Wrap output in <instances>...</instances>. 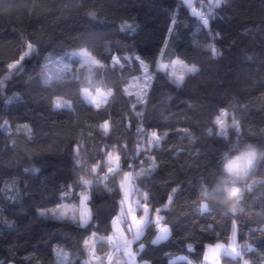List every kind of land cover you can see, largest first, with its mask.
I'll use <instances>...</instances> for the list:
<instances>
[{
    "label": "trees",
    "instance_id": "16d2710c",
    "mask_svg": "<svg viewBox=\"0 0 264 264\" xmlns=\"http://www.w3.org/2000/svg\"><path fill=\"white\" fill-rule=\"evenodd\" d=\"M191 3L0 0V264H86L89 236L113 232L119 181L129 170L142 172L137 186L170 233L153 243L151 219L134 243L137 262L203 264L207 246L228 243L236 225L241 257L222 256L221 264H264V182L255 183L264 178V162L251 172L235 212L210 198L223 151L236 142L264 150V0ZM29 45L31 54L5 79ZM78 49L100 64L92 75L75 67L44 82L48 54ZM136 56L153 73L141 104L125 93L141 74ZM160 57L198 69L177 85L156 69ZM83 89L110 94L95 107ZM223 109L240 128L227 136L215 125ZM152 131L161 144L150 149ZM113 152L121 167L106 177ZM86 191L87 225L40 214L77 204ZM58 246L68 261H57ZM96 249L105 255L110 248L99 241ZM177 255L187 259L171 263Z\"/></svg>",
    "mask_w": 264,
    "mask_h": 264
},
{
    "label": "rangeland",
    "instance_id": "374dc122",
    "mask_svg": "<svg viewBox=\"0 0 264 264\" xmlns=\"http://www.w3.org/2000/svg\"><path fill=\"white\" fill-rule=\"evenodd\" d=\"M184 1L187 3L188 7L192 6L191 0ZM198 9L202 10L203 8L199 6ZM191 10H193L194 13H197L194 8ZM32 48V46L29 47L21 55L18 61L9 65V72L5 79L10 78L16 67L19 66L21 62L31 54L33 50ZM161 57L156 63V69L166 71L170 79L177 85L182 83L186 75L194 73L188 71L187 69L192 67L198 69L197 66L189 65L178 58L172 62H165ZM135 58L140 63L141 74L134 77L125 86V93L128 96H134L136 98L137 104H141L145 103L146 95L153 80V73L149 64L142 61L138 56ZM75 62H77V66ZM12 65H15V67ZM99 65L100 64L85 49L71 50L58 54H48L42 67V78L44 82H48L50 80L59 78L65 72H73V68L77 67L78 73L85 75V78L87 79V74L90 73L92 75L94 70L99 67ZM108 92L98 90L97 92L92 93L87 89H83L84 98L89 104H92L95 107H99L106 103L110 94V91ZM215 125L217 127V133L222 136H227L229 128L237 130L240 129L236 121H230L228 119V112L226 109L220 111V114L215 119ZM104 128L107 129L105 126ZM153 132L156 133L155 137L152 136ZM148 139L147 145L150 149L154 146L159 147L161 144V138L157 131L150 132L148 134ZM145 147V143L139 144V153L140 149ZM106 162L109 164L106 177L113 175L112 172L120 170V157L116 152L109 154L106 158ZM110 168L112 171H109ZM125 174H128L127 179H125ZM141 175V171L134 170H129L122 174L119 181L121 190L120 210L113 221V232L108 237H100L95 233L89 236V238L85 241V250L87 253V258L85 261L86 264H149V262H137L136 253L134 252V243L142 237L144 229L151 219L156 224L157 228V235L155 236L153 243L158 244L168 238L170 234L169 228L163 224L160 209L154 212L152 210V206L148 203V194L141 191L137 186L136 180ZM259 182H264V178L255 181V183ZM86 185L89 187L91 185V181H88ZM235 186L239 189V191L237 192L236 196H232L228 201H225L222 194L218 193L216 190L210 194V198L214 203L226 205L231 209L232 212H235L247 187V179L244 181H238ZM85 197H87V199H85ZM89 199V193L86 191L85 193L80 194V199L77 204L62 203L56 207L41 210L40 214L42 216H49L54 219L66 220L80 226H85L89 223L92 216L88 203ZM166 207L167 205L165 208ZM145 208H147V211H145ZM53 213H55V215H53ZM82 216L83 221L81 219ZM133 216L136 217L135 222L132 220ZM84 221H86V223ZM162 227H166L168 229L167 235L163 238H161ZM99 241L105 242L109 245L110 249L105 255H100L97 252L96 244ZM237 241V229L236 225H234L228 243H217L215 245L207 246L203 264H221L222 256H228L231 258L241 257V254L238 252ZM216 245H221V247L217 248ZM232 248H235L236 252L229 255V252H231ZM55 256L58 262H66L69 259L68 252L60 246L56 248ZM186 259L187 257L185 255H177L172 257L170 262H181L185 261ZM243 264L250 263L243 258Z\"/></svg>",
    "mask_w": 264,
    "mask_h": 264
},
{
    "label": "clouds",
    "instance_id": "9594fccd",
    "mask_svg": "<svg viewBox=\"0 0 264 264\" xmlns=\"http://www.w3.org/2000/svg\"><path fill=\"white\" fill-rule=\"evenodd\" d=\"M262 162L264 150L250 143H233L220 155V175L215 190L228 201L234 192L239 191L236 183L248 179L253 169Z\"/></svg>",
    "mask_w": 264,
    "mask_h": 264
},
{
    "label": "snow or ice",
    "instance_id": "6c2138e0",
    "mask_svg": "<svg viewBox=\"0 0 264 264\" xmlns=\"http://www.w3.org/2000/svg\"><path fill=\"white\" fill-rule=\"evenodd\" d=\"M204 22H205V24H207V20H205ZM29 47H31V45H29ZM213 51H215V50L213 49ZM12 66L15 67V65H12ZM187 70L190 71V72H196V71H197V69H196L195 67L189 68V69H187ZM181 79H182V77H181ZM59 106H60L59 104L56 105V107H59ZM218 123H219V121H218ZM222 126H223V125H222ZM105 127H107V125H105ZM152 136L155 137V136H156V133L153 132V133H152ZM109 171H112V169L110 168ZM127 178H128V174H125V179H127ZM83 183L86 185L88 182H87V181H83ZM237 192H238V191H237ZM237 192H234L232 196H236ZM85 199H87V197H85ZM204 209L207 210V206H206V205L204 206ZM145 211H147V208H145ZM157 211H158V210H157ZM53 215H55V213H53ZM81 219H82V221H83V216L81 217ZM132 220L135 222V221H136V217L133 216V217H132ZM84 222L86 223V221H84ZM161 233H162L161 238H163L164 236L167 235V233H168V229H167L166 227H162V228H161ZM216 247H217V248H220L221 245H216ZM141 248H142V245H141ZM235 252H236V249H235V248H232V249H231V252H229V255H231L232 253H235Z\"/></svg>",
    "mask_w": 264,
    "mask_h": 264
}]
</instances>
